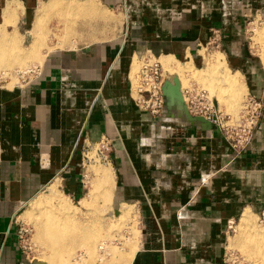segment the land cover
Wrapping results in <instances>:
<instances>
[{"label":"crops","instance_id":"obj_1","mask_svg":"<svg viewBox=\"0 0 264 264\" xmlns=\"http://www.w3.org/2000/svg\"><path fill=\"white\" fill-rule=\"evenodd\" d=\"M243 10L264 15V0H0V43L21 45L15 28H31L22 61L39 63L19 84H0V264H34L17 237L19 212L52 188L79 197L83 149L102 138L111 144L101 172L108 205L113 199L117 218L134 219L140 231L127 264H225L228 224L264 204V115L234 153L181 104L166 100L157 116L139 108L132 83L138 59L152 55L172 74L163 82L176 76L182 89L206 86L195 80L206 73L204 45L219 40L226 66L239 72L227 68L245 77V90L264 109V83L232 43ZM61 12L81 19L70 35L45 44V18ZM36 39L42 49L30 54ZM124 207L132 216L125 220Z\"/></svg>","mask_w":264,"mask_h":264},{"label":"rangeland","instance_id":"obj_2","mask_svg":"<svg viewBox=\"0 0 264 264\" xmlns=\"http://www.w3.org/2000/svg\"><path fill=\"white\" fill-rule=\"evenodd\" d=\"M105 14L110 17L112 15L111 12H107ZM112 16H114V21L116 20L120 22L116 19L115 14ZM80 19L81 17L75 13L61 12L60 14H48L45 18L42 33L44 43L51 45L55 41L54 34L63 37H66L67 34L70 35ZM239 22L240 30L238 32L236 31L232 35V43L235 47L234 51L240 55L241 59L245 57L247 60L249 58L251 59V61L248 60V63L255 70L256 77L264 83V60L261 58V46L256 41L257 31L264 30V15L248 12V10H243L242 14L239 16ZM11 29L12 28L7 27V31L9 33L12 32L10 31ZM15 29L22 36V40L20 43L21 45L6 46L5 44L0 43L4 48L11 51L12 53L11 58H9L8 60L4 59V62H1L2 65L8 64L7 67H9V65H14V63L12 62L17 58L16 54H18V52H26L27 46L31 43L33 37L31 35V28L29 30V33L28 30H23L21 28ZM218 34L220 39V32ZM218 41L219 40H215V43L213 44L204 45V47L206 48L205 55H211L214 53L223 54L222 50L217 47ZM16 48L18 49L16 50ZM26 60L27 58H25L21 64L15 63V67H9L7 73L5 72L6 69H4V72H2L3 69L0 67V74L4 73V77L0 76V84L6 85L7 87H11L14 84H19L21 81L19 73L29 71V69H34L39 64L36 61L30 62V64H26ZM140 62L141 61L139 60L138 68ZM203 65L200 68H202ZM228 67L230 68V66ZM206 70V73L197 74L195 77L196 81L202 82L203 80L206 86H203L201 83L193 85V83L191 82H186L184 84V88L196 86L198 88L204 89V92H206L207 95L209 94L210 97L216 101H213L214 103L211 101L212 107L214 111L218 113L222 123L226 120H237L239 119L241 114H243L242 116H244V114H246V111L243 109L244 101L248 99V97H251L256 102H259L260 109L258 111L253 112L252 109L247 108L246 117L249 120L252 119L256 113L258 114L257 125L252 131L253 136L257 126L261 121L260 119L264 115L263 102L261 98L253 96L245 89H237L236 91L235 89L232 90L227 87L224 82L227 74L225 70L216 71L208 68L207 66ZM232 71L239 72L238 70ZM164 74H166L168 77L172 75L166 73L165 71L162 75ZM30 76L31 74H29V76L24 74L22 78L24 79ZM242 77L245 82V77L243 75ZM216 106L218 107L216 108ZM97 148V144H92L83 149V166L81 168L82 189L79 197H68L70 199L69 200L67 198V195L64 194L59 187H57V182L55 184V186L57 187V192L56 196L53 198L68 206L70 210L66 211L65 213H71L75 217L74 218L72 216L73 218L70 219L69 222L73 223L74 221V223L81 225V227L84 226V228H86L87 226V229H89L90 232L93 231L92 235H90L89 233V238H83L82 247L75 248V243L72 247L67 248L66 253L62 254L60 258H63L65 261H68V263L71 264L75 263V261L77 260L78 264H127L131 256V251L133 249L131 248V245L133 246V241L135 240L134 238L137 237V230L138 235L140 234L138 223L136 221L134 222V219H127L126 221H122V219H120L119 217L117 218L116 213L119 206L114 203L113 199L110 203L111 208L109 207V196L106 189L109 181L101 183V172L105 169L106 166L104 165L103 161L96 157L95 153ZM87 154L91 161L88 160ZM87 169H89V171L94 174L93 177L87 176ZM47 193H49V191H43L37 196L38 198L36 197L29 204L27 203L21 209V211L19 212L20 215L18 216V227H22L25 229V232L22 235L23 240L20 243L23 246L21 247V249L23 250L24 255L27 257V259L31 260V262L34 264H44L39 260H43V262H45V260L49 258L48 251L36 237V225L40 224L41 222V220H39L38 214L45 208L44 206L36 207V203L40 199L46 197ZM86 194L88 196L80 204L78 199L82 196L85 197ZM53 198H51V200ZM248 209L252 212V214H254L256 226L258 228L260 227L259 229H264V215L261 216V212L264 209V204L254 209ZM240 217L241 215L237 216L235 220L231 221L229 224L230 227L227 228L225 243L226 250L224 256L225 264H256L257 259L252 258L250 254H248L246 250L244 248H241V246L238 244V241L241 237L240 234L242 233L240 228ZM77 218L83 219H81V221H78L76 220ZM129 220H132V225H128L130 223ZM254 239L256 243L254 249H257L259 251L258 257L264 256V237L257 236ZM128 247L131 248L130 251L128 250ZM80 253L85 256L81 258V260L78 259V255ZM65 258H67V260Z\"/></svg>","mask_w":264,"mask_h":264},{"label":"bare ground","instance_id":"obj_3","mask_svg":"<svg viewBox=\"0 0 264 264\" xmlns=\"http://www.w3.org/2000/svg\"><path fill=\"white\" fill-rule=\"evenodd\" d=\"M256 41L261 46V58L264 60V30L257 31ZM41 49H42L41 42L39 39H36L34 43L29 46L28 52L30 54L36 55V54H40ZM24 55L25 53H20V52L17 55L18 56L17 60L19 64L21 63L22 59L25 57ZM11 56H12L11 51L7 50L2 45H0V67L2 65L1 62L3 63L4 59L8 60L9 58H11ZM157 60L158 62H160V68L162 70L161 76L163 78V75H162L164 73L163 66H162L160 59H157ZM6 65H2V66L7 67ZM206 66L216 71L225 70L227 74H226V78L224 82H225V85H227V87H229L230 89L232 90L235 89L236 91L237 89L238 90L246 89L244 80L242 79L240 74L238 73L234 74L232 73V71H230L227 68L224 58L221 54L219 53L213 54V55L207 54L206 55ZM27 72L28 71L22 72V74H25ZM187 74L190 75L189 72H187ZM177 80H178L180 94L183 89H187V90L193 89L196 92L205 91L204 89L198 88L196 86L187 87V88L182 89L180 80L178 77H177ZM204 95L207 98V100L210 101L211 104L213 101H215L213 98L210 97L209 94L207 95L206 92H204ZM181 99L183 103V100L185 99V97L181 95ZM217 107L218 106H216V108ZM87 158L88 160H90L88 154H87ZM48 191L49 193H47V196L40 199L36 203V207H40V206L45 207L44 210L38 214L39 220H41V222L40 224L36 225L37 227L36 237L39 239L38 241H40L42 245H44L45 249L49 253V258L45 260V263L64 264V262L66 263V261L63 258H60L61 255L64 254L63 252H66V249L69 247H72L73 244H75L76 242L78 243V241L81 240V239L77 240L79 239L80 236L89 235V233L91 232L89 231V229H87V226L86 228H84V226L81 227V225L74 223L73 220H72L73 223L69 222V220L72 219L74 216L71 213H65V212L69 211L70 208L62 204L61 202H59L57 199L53 198L56 196V192H57L56 188H52L51 190H48ZM51 198L53 199L51 200ZM128 217H132V216L129 213L128 208L124 207L123 210L121 211V218L125 220ZM240 228H241L242 233L240 234L241 237H240V240L238 241V244L241 246V248H244L246 252L250 254L252 258L257 259L256 264H264V256L258 257L259 251L257 249H254L255 244H256L254 238H256L257 236L264 237V229H259L260 227L258 228L256 226L254 215L252 214L251 211H246L245 214L243 215L240 221ZM80 254L78 255L79 260L85 257L83 254L81 255ZM65 259L67 260V258Z\"/></svg>","mask_w":264,"mask_h":264},{"label":"built area","instance_id":"obj_4","mask_svg":"<svg viewBox=\"0 0 264 264\" xmlns=\"http://www.w3.org/2000/svg\"><path fill=\"white\" fill-rule=\"evenodd\" d=\"M138 60L141 62L135 73L136 82L134 84L132 83L134 102L139 108H142L151 116H157L164 106V99L161 92L163 78L161 76L160 64L157 58L152 55H144ZM35 72L36 68H34V70L30 69L25 74L29 76V74L33 75ZM19 76L21 77V81L27 79L22 78V76H24L22 73H19ZM181 95L185 97L183 105L188 114L190 116H200L208 121L209 124L222 135L234 153H239L247 147L252 137V131L256 127L258 121L257 113L250 120L246 117L247 108L252 109L253 112L258 111L260 109L259 102L248 97V99L244 101L243 108L246 114H244V116L241 114L237 120H226L222 123L218 113L214 111L212 104H210L205 97L204 91L196 92L193 89H183ZM96 144L98 145L95 153L96 157L101 161H105L107 159L106 154L110 150V141L107 138H102ZM262 215H264V209L261 212V216ZM229 224L227 228L230 227ZM24 232V228H18L17 237L20 243L23 240L22 235ZM20 246L23 247L21 244Z\"/></svg>","mask_w":264,"mask_h":264},{"label":"water","instance_id":"obj_5","mask_svg":"<svg viewBox=\"0 0 264 264\" xmlns=\"http://www.w3.org/2000/svg\"><path fill=\"white\" fill-rule=\"evenodd\" d=\"M161 92L163 95L164 102L166 100H168L169 102H171L173 104L174 103L175 104H181L184 107V105L182 103L181 94H180L179 85H178V80H177L176 76H172L170 81L166 80V81L162 82ZM184 110L190 118H192L194 120H204L200 116H190L188 114L187 110L185 109V107H184ZM204 121L208 122L206 120H204Z\"/></svg>","mask_w":264,"mask_h":264}]
</instances>
